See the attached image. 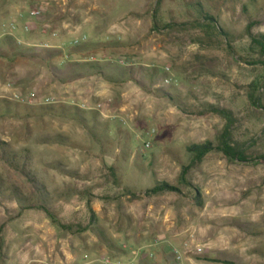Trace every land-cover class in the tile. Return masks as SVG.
<instances>
[{
  "label": "rangeland",
  "instance_id": "obj_1",
  "mask_svg": "<svg viewBox=\"0 0 264 264\" xmlns=\"http://www.w3.org/2000/svg\"><path fill=\"white\" fill-rule=\"evenodd\" d=\"M197 4L218 19L229 42L209 39L200 28L151 30L154 20L196 21ZM34 8L42 11L38 19L29 18ZM252 22V33L264 34V0H0V41L13 35L25 47L72 53L73 41L84 34L88 50L76 62L99 61L107 77L77 70L80 78L64 84L42 66L0 60V99L24 107L15 94L39 98L33 110L0 118V141L9 145L0 175L24 197L33 195L34 178L44 191L41 203L65 225H87L90 201L97 223L121 249L110 251L92 232L58 229L43 211L21 209L31 201L0 195V264H105L106 258L111 264H177L171 251L184 243L191 249L181 264H215L205 257L264 263V161L232 162L214 152L191 169L193 187L177 183L191 160L186 146L222 142L226 121L208 114L209 106L232 114L231 144L248 159L264 157V53L247 33ZM43 25L50 31L42 33ZM118 59L128 66L119 67ZM130 67L154 88L165 86V78L177 81L183 109L124 80L121 69ZM153 69L164 78L153 80ZM46 98L54 103L41 101ZM38 105L78 106L92 128ZM57 136L68 143L52 142ZM158 182L181 192L145 197ZM196 246L203 252L196 254Z\"/></svg>",
  "mask_w": 264,
  "mask_h": 264
},
{
  "label": "trees",
  "instance_id": "obj_2",
  "mask_svg": "<svg viewBox=\"0 0 264 264\" xmlns=\"http://www.w3.org/2000/svg\"><path fill=\"white\" fill-rule=\"evenodd\" d=\"M197 7H199V11H198L199 17L196 21L192 23H188L187 25L184 24L178 25L174 23H167L164 25H160L158 24L157 20H154L153 27L151 30L159 33L168 32L170 34H173L174 32L185 30V28L187 27L200 28V29H204L205 34L208 36L209 39L212 36L217 35L218 37H223L227 42H229L228 35L224 31V29L220 27L218 19L215 16L211 15L202 5L197 4ZM153 18L155 19V16ZM255 25L256 22L250 23V25L247 27V33L249 34V37L251 38L254 45L260 48L261 51L264 53V34L254 35L252 33V28ZM43 27H46V29L50 31L49 27L45 25H43ZM26 34H30V32H26ZM86 43L77 47L73 46L74 51L70 53L60 47H55V46L48 48H44V47L38 48V47H28V46L25 47L13 35H6L0 41V45L5 46V48L0 47V60H4L9 64L15 63L17 60H20L31 63L32 65L42 66L50 72L51 76L54 77L56 81L64 84L71 83L77 80L78 78H80L81 75L76 73L77 70L88 71L99 77L107 78L105 75L106 69L103 67V65H101L99 61L94 62L91 60H84L82 61V63L76 62L75 57L79 56L78 53L81 52L84 53L88 50L87 48H85ZM66 56L68 57L67 64L62 66L64 57ZM118 66L127 67L128 65L121 66L118 64ZM121 70L122 71L120 72V74L124 80L134 81L150 95L154 97H161L168 99L171 102L176 103L178 106L182 107L183 109V106L181 104H185V103H182V101L179 100V95L177 94V91L174 89L175 87L178 86H168V87L162 86L160 88H154V83L148 85L135 76L134 67H130L128 69H121ZM138 72L141 74L140 71ZM158 76L164 78L165 73H163V75H158L157 70L153 69L151 71L152 79L154 80ZM35 97L37 98V100H39L36 94ZM252 104L256 107L262 108V105L258 101H253ZM38 106L40 110L45 113L52 115L59 114L62 116H67L68 118L77 121L80 125H82L85 128L88 129L92 128L90 123L87 122L88 119L84 116L83 110H81L78 106H73V107H66V106L54 107L50 105L47 106L38 105ZM19 108L25 110L26 112H29L30 110H33V108L35 107L34 106L23 107L18 103H12L8 100L0 99V118L6 116L21 115V113H19L18 111ZM207 113L208 114L213 113L219 115L226 121L225 130L222 134V142L221 144L216 145L210 141H206L204 143L191 144L186 146L185 151L191 160L188 165L181 166L180 173L177 179V183L179 186L186 188L193 187V184L188 179L191 169L193 167L200 165L207 158V156H209L214 152L222 153L228 161H232V162L236 161L241 163H250V162L264 161V157L248 159L244 155V152L241 150L238 144H231L229 131H230V127L234 123V119L230 112L219 107L209 106ZM52 142L60 143V144L68 143V141L64 140L61 136H57L55 139H53ZM8 146L9 145H7L6 143L0 141V159L3 160L6 157L8 153L7 149L9 148ZM23 152L27 154L29 151L26 149ZM29 180L33 189V195H31L30 197L27 196L24 197L23 194L21 193L22 191L20 188H18L16 185L6 184L0 175V195L3 196L14 195V196H18L20 200L23 202L31 201L29 205L21 207V209L22 210L35 209V210L43 211L47 216V218L50 220V222L53 225H55V227H57L58 229L72 232L71 233L72 235H80L82 233L92 232L96 236L100 245L107 247L110 251L114 253L120 252L121 249H118V247L107 237L103 228L97 223V218L93 211V208L90 205V201H88L87 203L90 212L89 223L87 225L75 226V227L69 224L65 225L47 205L41 203L40 199L43 196L44 191L39 187H37L35 179L29 177ZM179 186H174L167 182H158L155 186L146 190L143 193V195L145 197H154L166 193L179 194L181 192ZM195 190H197L198 192L197 188H195ZM131 195L134 197L137 196L135 194H131ZM196 201H198L199 206H202V202L200 201V196L196 198ZM20 214L21 212L18 215ZM1 256L2 254L0 253V259ZM204 260L206 262H211L215 264H237L234 261L220 260L212 257H205ZM260 264H264V263H260Z\"/></svg>",
  "mask_w": 264,
  "mask_h": 264
},
{
  "label": "built area",
  "instance_id": "obj_3",
  "mask_svg": "<svg viewBox=\"0 0 264 264\" xmlns=\"http://www.w3.org/2000/svg\"><path fill=\"white\" fill-rule=\"evenodd\" d=\"M41 13L42 11L39 8L31 9L29 11V18L38 19L41 16ZM10 29L11 30L15 29V23H12L10 25ZM23 30L25 32L32 31V26L30 25V23H26L23 27ZM46 32H48L46 27H43L42 33H46ZM50 34L52 35V37H57L56 33L51 32ZM86 42H87V36L84 34H78V37L73 41L72 46L77 47ZM40 47L48 48L49 46H40ZM67 61H68V57L66 56L64 57L63 63H66ZM117 63L121 66L127 65L124 59H118ZM163 83L165 86H178L177 81H175L173 78H165ZM14 97L16 98L17 102L21 104L29 105V106H33L37 102V98L35 97L34 94L25 95V96L22 94H15ZM41 101L45 104L54 103L53 99H49V98L43 99ZM144 147L148 149L150 148V144L145 143ZM190 249H191L190 243H184L182 247H174L172 248V251H171L172 258L177 264H181L188 258V253L190 252ZM194 250L196 254H200L203 252V249L199 246H196ZM105 264H111V261L109 259H106Z\"/></svg>",
  "mask_w": 264,
  "mask_h": 264
},
{
  "label": "crops",
  "instance_id": "obj_4",
  "mask_svg": "<svg viewBox=\"0 0 264 264\" xmlns=\"http://www.w3.org/2000/svg\"><path fill=\"white\" fill-rule=\"evenodd\" d=\"M86 257V256H85ZM103 257H105L106 258V256H103ZM107 259V258H106ZM94 262L95 261H93V260H89L88 262H86L85 264H94ZM100 263H101V261H100Z\"/></svg>",
  "mask_w": 264,
  "mask_h": 264
}]
</instances>
